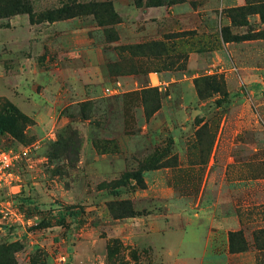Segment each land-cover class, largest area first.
I'll return each instance as SVG.
<instances>
[{"label":"rangeland","instance_id":"1","mask_svg":"<svg viewBox=\"0 0 264 264\" xmlns=\"http://www.w3.org/2000/svg\"><path fill=\"white\" fill-rule=\"evenodd\" d=\"M28 1L0 20L26 150L0 262L264 264L262 0Z\"/></svg>","mask_w":264,"mask_h":264},{"label":"trees","instance_id":"2","mask_svg":"<svg viewBox=\"0 0 264 264\" xmlns=\"http://www.w3.org/2000/svg\"><path fill=\"white\" fill-rule=\"evenodd\" d=\"M258 7H239L240 10H244L247 14L252 12H257L260 14V16L264 19V0H262L260 3L256 4ZM239 10V9H236ZM19 13H27L29 15V21L33 23L34 17L33 13L31 11L29 1L28 0H0V20L9 18L13 15L19 14ZM4 123L0 121V129L2 130ZM8 256L7 261L8 264H14V260ZM0 264H6V262L3 260L0 262Z\"/></svg>","mask_w":264,"mask_h":264},{"label":"built area","instance_id":"3","mask_svg":"<svg viewBox=\"0 0 264 264\" xmlns=\"http://www.w3.org/2000/svg\"><path fill=\"white\" fill-rule=\"evenodd\" d=\"M26 150L14 148L0 149V190L9 187L16 179V166ZM1 208L4 207L0 201ZM7 213V211L5 212Z\"/></svg>","mask_w":264,"mask_h":264}]
</instances>
